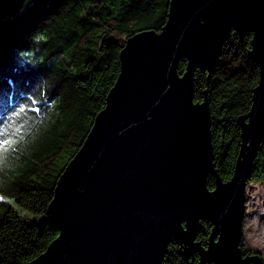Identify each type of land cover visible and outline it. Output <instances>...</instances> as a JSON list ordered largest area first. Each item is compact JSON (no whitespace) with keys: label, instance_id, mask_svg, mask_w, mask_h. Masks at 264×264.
I'll return each instance as SVG.
<instances>
[{"label":"water","instance_id":"obj_1","mask_svg":"<svg viewBox=\"0 0 264 264\" xmlns=\"http://www.w3.org/2000/svg\"><path fill=\"white\" fill-rule=\"evenodd\" d=\"M25 1L0 0V23ZM233 31L253 35L260 79L224 181L208 102H195V73H213ZM120 60L106 106L48 207L59 235L28 264H164L173 242L186 264H197L196 254L198 264H264L242 248L246 188L264 141V0H171L163 29L131 37ZM203 221L213 225L207 246L197 240Z\"/></svg>","mask_w":264,"mask_h":264},{"label":"trees","instance_id":"obj_2","mask_svg":"<svg viewBox=\"0 0 264 264\" xmlns=\"http://www.w3.org/2000/svg\"><path fill=\"white\" fill-rule=\"evenodd\" d=\"M171 0H26L0 23V264H28L59 231L48 207L67 165L86 140L121 72L120 54L143 31L160 32ZM252 34L232 32L213 73H195V102L207 101L214 162L231 179L260 70ZM187 60L178 72L184 74ZM264 181V141L250 182ZM210 189L215 177L208 179ZM17 208L42 218L32 222ZM213 230L203 221L197 240ZM177 242L164 264H186ZM199 263L200 256H195Z\"/></svg>","mask_w":264,"mask_h":264},{"label":"rangeland","instance_id":"obj_3","mask_svg":"<svg viewBox=\"0 0 264 264\" xmlns=\"http://www.w3.org/2000/svg\"><path fill=\"white\" fill-rule=\"evenodd\" d=\"M245 210L242 245L244 249L258 251L264 259V181L248 183ZM17 211L32 222L42 220L19 208Z\"/></svg>","mask_w":264,"mask_h":264},{"label":"flooded vegetation","instance_id":"obj_4","mask_svg":"<svg viewBox=\"0 0 264 264\" xmlns=\"http://www.w3.org/2000/svg\"><path fill=\"white\" fill-rule=\"evenodd\" d=\"M242 248H243V251H244V256H252V255H254L256 253H259L258 251H251V250H248V249H244L243 245H242ZM196 255H199V254H196ZM249 264H252V263H249Z\"/></svg>","mask_w":264,"mask_h":264}]
</instances>
